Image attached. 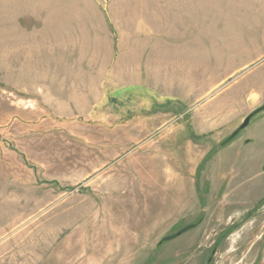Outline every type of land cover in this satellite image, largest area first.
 <instances>
[{"label":"rangeland","instance_id":"rangeland-1","mask_svg":"<svg viewBox=\"0 0 264 264\" xmlns=\"http://www.w3.org/2000/svg\"><path fill=\"white\" fill-rule=\"evenodd\" d=\"M254 67L264 0H0V264H264Z\"/></svg>","mask_w":264,"mask_h":264},{"label":"crops","instance_id":"crops-1","mask_svg":"<svg viewBox=\"0 0 264 264\" xmlns=\"http://www.w3.org/2000/svg\"><path fill=\"white\" fill-rule=\"evenodd\" d=\"M230 76L231 74H226L225 77H222L216 83H213L212 81L213 84L210 87L207 86L208 89L201 96L206 95L207 97L208 95L212 94L215 88L223 81L228 80ZM234 93H237V98L235 100L232 98ZM219 96L220 97L216 99L218 102L211 103L219 104L220 102L222 104L225 103L230 107H233L234 105L238 106L239 113L251 111L253 107L264 102V67H254L248 70L233 82L232 88L224 89V91ZM214 97V95L211 96V98ZM190 110H195V117L199 113L196 108H190Z\"/></svg>","mask_w":264,"mask_h":264},{"label":"water","instance_id":"water-1","mask_svg":"<svg viewBox=\"0 0 264 264\" xmlns=\"http://www.w3.org/2000/svg\"><path fill=\"white\" fill-rule=\"evenodd\" d=\"M252 116H253V114H250V115H248L247 117H246V119L243 121V123L241 124V128H243V127H245L247 124H249V122L251 121V119H252Z\"/></svg>","mask_w":264,"mask_h":264}]
</instances>
